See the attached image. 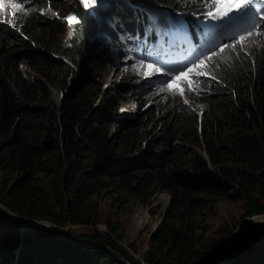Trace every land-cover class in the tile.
<instances>
[{
  "label": "trees",
  "instance_id": "obj_1",
  "mask_svg": "<svg viewBox=\"0 0 264 264\" xmlns=\"http://www.w3.org/2000/svg\"><path fill=\"white\" fill-rule=\"evenodd\" d=\"M61 1L46 2L56 8ZM150 7L164 14L192 16V22L213 10L204 0H117L114 13L121 15L123 27L114 25L106 34L114 44L126 34L138 37L142 62L152 43L143 32L150 24ZM69 10L78 24L53 55L34 48L52 40L50 32L56 25L43 21L41 15L24 17L20 35L0 27V170L15 175L11 185L3 183L2 206L19 218L50 223L64 236L62 229L68 225L97 224L90 201L104 190L143 207L164 191L170 196L167 216L151 239L144 264L193 263L201 240L191 223L196 210L208 206L200 195L243 201L247 218L264 215V51L213 59V93L205 98L207 108L200 116L170 105L162 116L159 109L151 108L134 119L122 116L119 109L131 97L141 98V84L125 77L110 89H97L89 76L114 64L113 50L100 55L98 42L88 50L96 21L82 5ZM23 64L45 82L28 80ZM80 71H88L89 76L80 78V89L72 94ZM69 73L70 86L60 102L33 106L39 93L49 94V87H56ZM89 80L92 84L85 83ZM43 123L42 151L36 146L30 151L25 143L23 154L25 137L19 132L43 129ZM176 221H180L178 229ZM107 229L83 238L118 252L130 264H141L115 241L118 230L110 224ZM226 242L216 241L199 253L201 264H209ZM0 257L16 258L15 264H118L98 247L22 231L1 219ZM233 264H264V243L253 242Z\"/></svg>",
  "mask_w": 264,
  "mask_h": 264
},
{
  "label": "rangeland",
  "instance_id": "obj_2",
  "mask_svg": "<svg viewBox=\"0 0 264 264\" xmlns=\"http://www.w3.org/2000/svg\"><path fill=\"white\" fill-rule=\"evenodd\" d=\"M46 1L47 0H23L21 3V0H0V26H8L15 29L20 35V26L23 25L22 20L24 17H33L36 14H39L43 17V21L54 25L56 23L55 27H52L53 30L50 32L52 33V40L48 41L45 39L43 41L44 45L42 43L40 46H34L35 49H38V51L42 53L53 55V50L56 47L60 46L63 42L70 40V37H72L74 33V27L78 24L77 19L69 8L79 4L87 8L89 12H92V10L98 8V4H96L97 0H95V3H91V0H89V6L86 7L81 0H62L56 8H53L49 7ZM213 9L212 13H216V9ZM148 13H150L148 18H155L161 15L162 11L151 10ZM69 16L74 17L76 22L70 24L68 19H66V17ZM114 21L115 20L111 19L109 26H112ZM160 22L164 23L166 21L165 19H162ZM246 33L247 36H243L239 39L241 41H238L239 43L237 44L236 49L241 50L242 52L264 51L263 20L259 23V27L246 31ZM47 35L48 34H45L44 38H46ZM46 43L49 45L48 48ZM115 44L112 43L111 38H107L104 35L99 38L98 43L96 44L100 46L98 53L105 56L106 50L108 48L112 49L114 51L112 53L114 64L106 69L103 66L99 72L90 76L88 74V76L93 79L92 82L95 83L97 89L99 88L100 90L110 89L111 87L122 83V79L125 77H132L141 85L143 83V89H145L146 93L143 92L140 99L137 98L136 100L134 97H131L129 102L121 103L119 112H121L122 116L125 115L136 119L151 108L159 109L158 116H162L166 114V110L171 108L170 105H175L179 109L189 111L191 115L195 114L200 116L207 108V103L204 100L205 95L203 94L208 91L210 84V76L207 73L206 65L208 61L207 58L200 59L194 65L187 67L185 70H180L182 72L178 71L180 72L178 75H173L174 73L158 69L153 65L137 59L136 56L132 55L133 48L126 49L127 47L123 43ZM234 44L235 42L226 44L227 50H229ZM241 44L244 46H240ZM91 45L88 50H90L95 44ZM96 54L97 52L94 53V56ZM90 59L94 60L92 53L90 54ZM40 62L41 59L39 58L38 66L41 65ZM93 63L94 62H91V64ZM21 68L24 76L28 80L31 81L33 78H40L43 83L45 82L44 78L39 76L36 71L27 64H23ZM198 73L203 74L200 75ZM71 78L72 74L69 73L56 87H49V94L43 95L42 93H39V101L34 103L33 106L36 108L47 106L49 101L55 104L60 102L63 94L70 86ZM92 82L91 80L85 81L86 84H92ZM43 126V129L19 132L20 137L22 135L25 137L22 142L23 154L25 152V143L27 144V147H30V151H33V147L35 146L42 151V142L43 136L45 135L46 124L43 123ZM20 129L21 125L19 126L18 131H20ZM37 131L40 133H37ZM154 134L158 135L155 132ZM197 151L203 156H206V153L203 150L198 148ZM40 178H42V176H40ZM14 180L15 175L0 170V191L3 183L11 185ZM199 198H203L208 206L198 208L196 210L197 215L191 223L196 230V235L199 236L201 241L196 246V258L193 260V263L190 264H201L204 262L199 253L204 252L207 246H212L216 241L224 240L227 241L226 245L218 252L217 256L209 264H225L232 257L233 260L231 261V264H233L236 259L241 258L246 252L248 246L244 247L241 253L236 256L246 238L255 234L257 230L264 232V225L257 226L255 222V218L264 215L253 218L245 217L246 208L243 201L233 202L226 198L216 199L210 195H200ZM169 205L170 196L164 191L157 193L151 199L149 205L143 207L136 200L128 197L121 200L118 193H111L110 190H104L100 196H94L90 201L91 211L95 212L94 216H96L97 224L95 226H66L62 229L65 233L64 237L67 238L64 239V241L91 246L92 243L83 238V236L92 235L95 233V230H98L99 233H107V228L110 224L118 230V234L114 239L118 242L119 246H121L135 261L144 264L143 256L150 250L151 239L160 224H162L164 217L167 216ZM0 213L10 219L22 223L23 226H25L24 223H38L51 230L55 229L54 226L47 222L19 218L9 212L1 203ZM0 219L4 221L2 218ZM175 223L176 229H178L180 221H176ZM19 229L26 231L25 229ZM242 239L244 240L241 242ZM256 241L264 243V234L259 235L252 242ZM235 242H239L236 247L232 246ZM234 256L236 257L234 258ZM15 260L16 258L8 259L0 257V264H15ZM190 261L192 262V260Z\"/></svg>",
  "mask_w": 264,
  "mask_h": 264
},
{
  "label": "water",
  "instance_id": "obj_3",
  "mask_svg": "<svg viewBox=\"0 0 264 264\" xmlns=\"http://www.w3.org/2000/svg\"><path fill=\"white\" fill-rule=\"evenodd\" d=\"M116 1L117 0H98L97 1L98 2L97 3L98 4V8L96 10H92V12H91V15H92L93 19H95V21H96L95 22L96 25H95L94 31L91 32V37H90V43H89V45L91 43L97 42V40L100 38V36L104 33L105 27H106V23H107L108 19L112 16L113 12H114V8L113 7L116 4ZM88 74H89L88 71H80L79 72V77L74 82V87H73V90H72V94H75V93H77L79 91V89H80V83H81L80 78L82 76H85V75H88ZM0 218H2L4 221H6V222H8V223H10V224L18 227V228L25 229L26 231H37V232L47 233V234L53 235V236H55V237H57V238H59L61 240L67 239L66 237L57 234L56 232H54L53 230L47 228L46 226L39 225L38 223H24L25 226H23L22 223H20L18 221H15L13 219H10L7 216L3 215L2 213H0ZM259 231L260 230H257L255 234H252L251 236H248L246 238V240L244 241L243 245L238 250L236 256L239 253H241V251H242V249L244 247H246V246L249 247L253 243L252 241L256 237H258L259 235H263L264 234V232H261V231L259 232ZM244 239H242L241 242ZM91 246H93V247H99L100 249L108 252L111 255V257L118 264H130L121 254H119L118 252H116V251H114V250H112L110 248L103 247V246H98V245H95V244H91ZM236 256H234V258ZM213 259L211 260V262L213 261ZM232 260H233V257L231 259H229L225 264H231V261Z\"/></svg>",
  "mask_w": 264,
  "mask_h": 264
},
{
  "label": "snow or ice",
  "instance_id": "obj_4",
  "mask_svg": "<svg viewBox=\"0 0 264 264\" xmlns=\"http://www.w3.org/2000/svg\"><path fill=\"white\" fill-rule=\"evenodd\" d=\"M23 0H21V3ZM85 6H89V0H81ZM210 2L211 7L216 9L218 15L228 17L230 13H239L246 17L252 27H259L258 19L264 20V13H261V8L264 7V0H204ZM95 3V0H91ZM212 15V12L206 13ZM69 23H74L75 18L72 16L66 17ZM226 47V45H225ZM202 75L203 73H198ZM182 94V93H181Z\"/></svg>",
  "mask_w": 264,
  "mask_h": 264
},
{
  "label": "clouds",
  "instance_id": "obj_5",
  "mask_svg": "<svg viewBox=\"0 0 264 264\" xmlns=\"http://www.w3.org/2000/svg\"><path fill=\"white\" fill-rule=\"evenodd\" d=\"M151 10H160V9H158V8H154V7H150V8H148L147 9V13L148 12H150ZM162 11V10H161ZM150 14V13H149ZM162 15H163V17L161 18V20L162 19H165V21H168L169 19H173L174 17H177V15H172V14H164L163 12H162ZM121 16V15H120ZM120 16H118V14H115L114 12H113V14H112V16L108 19V21H107V23H106V27H105V31H104V33L102 34V35H104V36H106L107 38H110V35L109 34H106V32H107V29H108V31H109V28H115V26L114 25H116V26H120V27H123L122 26V23H121V18H120ZM165 17V18H164ZM111 19H113V20H115L114 21V24L112 25V26H109V23H110V20ZM2 26V25H1ZM0 26V27H1ZM3 27H7V28H10V27H8V26H3ZM154 26H146L145 27V31H150L152 28H153ZM106 34V35H105ZM101 35V36H102ZM100 36V37H101ZM99 40V39H98ZM98 40H97V42H98ZM134 40H135V37L134 36H132L131 34H126L125 35V39L123 40V41H119V42H117V43H123L127 48L126 49H128L129 47H130V45H132V43L134 42ZM95 43V42H94ZM128 45H129V47H128ZM132 47V46H131ZM114 52V51H113ZM245 54H247V53H245ZM244 54V55H245ZM138 59V58H137ZM211 83H212V76L210 77V84H209V89H208V91L207 92H204L203 94L205 95V98L208 96V95H210V94H212L213 93V91H212V89H213V87L211 86ZM142 89H143V83H142ZM143 91H144V93H146V91H145V89H143ZM204 100H206V99H204Z\"/></svg>",
  "mask_w": 264,
  "mask_h": 264
},
{
  "label": "bare ground",
  "instance_id": "obj_6",
  "mask_svg": "<svg viewBox=\"0 0 264 264\" xmlns=\"http://www.w3.org/2000/svg\"><path fill=\"white\" fill-rule=\"evenodd\" d=\"M155 67L163 70L164 63L162 61H159L155 64ZM255 222H256L257 226H263L264 225V216H260V217L255 218Z\"/></svg>",
  "mask_w": 264,
  "mask_h": 264
}]
</instances>
